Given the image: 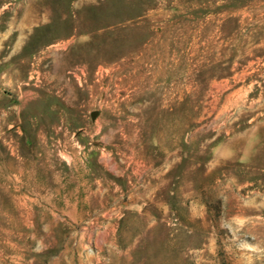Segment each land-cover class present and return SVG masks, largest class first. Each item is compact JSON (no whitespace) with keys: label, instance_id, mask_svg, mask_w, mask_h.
<instances>
[{"label":"rangeland","instance_id":"obj_1","mask_svg":"<svg viewBox=\"0 0 264 264\" xmlns=\"http://www.w3.org/2000/svg\"><path fill=\"white\" fill-rule=\"evenodd\" d=\"M0 264H264V0H0Z\"/></svg>","mask_w":264,"mask_h":264},{"label":"water","instance_id":"obj_2","mask_svg":"<svg viewBox=\"0 0 264 264\" xmlns=\"http://www.w3.org/2000/svg\"><path fill=\"white\" fill-rule=\"evenodd\" d=\"M96 114H93L92 117H95Z\"/></svg>","mask_w":264,"mask_h":264}]
</instances>
